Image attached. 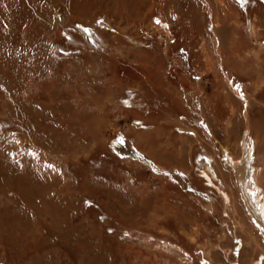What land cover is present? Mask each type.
Returning <instances> with one entry per match:
<instances>
[{"label": "rangeland", "instance_id": "1", "mask_svg": "<svg viewBox=\"0 0 264 264\" xmlns=\"http://www.w3.org/2000/svg\"><path fill=\"white\" fill-rule=\"evenodd\" d=\"M244 144L264 0H0V264H264Z\"/></svg>", "mask_w": 264, "mask_h": 264}, {"label": "bare ground", "instance_id": "2", "mask_svg": "<svg viewBox=\"0 0 264 264\" xmlns=\"http://www.w3.org/2000/svg\"><path fill=\"white\" fill-rule=\"evenodd\" d=\"M245 147L244 161L234 162L228 154L227 161L236 172L238 187L241 190L248 212L264 235V200L260 193L256 173L252 168L249 169L248 167V161H250L251 156L250 148L248 145H245Z\"/></svg>", "mask_w": 264, "mask_h": 264}, {"label": "crops", "instance_id": "3", "mask_svg": "<svg viewBox=\"0 0 264 264\" xmlns=\"http://www.w3.org/2000/svg\"><path fill=\"white\" fill-rule=\"evenodd\" d=\"M175 110H176V112H178V111L180 112V110H178V109H175Z\"/></svg>", "mask_w": 264, "mask_h": 264}]
</instances>
